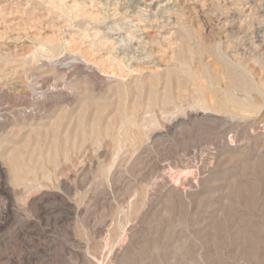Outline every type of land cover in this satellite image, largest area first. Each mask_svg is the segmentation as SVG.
Segmentation results:
<instances>
[{
	"label": "rangeland",
	"instance_id": "374dc122",
	"mask_svg": "<svg viewBox=\"0 0 264 264\" xmlns=\"http://www.w3.org/2000/svg\"><path fill=\"white\" fill-rule=\"evenodd\" d=\"M139 6L0 0V264H264V0H169L135 81Z\"/></svg>",
	"mask_w": 264,
	"mask_h": 264
},
{
	"label": "bare ground",
	"instance_id": "6f19581e",
	"mask_svg": "<svg viewBox=\"0 0 264 264\" xmlns=\"http://www.w3.org/2000/svg\"><path fill=\"white\" fill-rule=\"evenodd\" d=\"M168 5L169 0H141V6L137 8V15H134V18H131V20L135 21L134 25L136 26V33L131 36L127 48L121 46L119 42L114 40V38H111V32L109 30L102 31L103 36L110 37V39H107L106 41L104 40L103 42L110 45L114 56L126 64L129 69L128 71L131 75H133L135 81L141 80L144 76L147 78H155L158 75L157 73L162 71L163 73H166L169 78L173 69L178 66L180 68H183V64L178 65L176 67L165 66L161 71L159 69L161 61L159 59L155 60V58L153 57L151 49L153 41L145 40V37L143 36L149 28H153V30L156 31L157 34L160 32V30L156 29L157 24L154 23L151 17H154L158 13L163 12L168 7ZM143 14L145 15L144 17L142 16ZM157 36L161 39H166L169 38L170 35L165 36L158 34ZM181 47L182 45L179 46V51L181 50ZM158 50L159 49H157V51ZM129 52L131 55L128 54ZM183 63L186 62L184 61ZM165 100L166 98H162V101ZM136 104L137 101L132 104V109L135 108ZM118 112L120 118L123 119V122H125V120H127L128 123L131 122L130 120L133 117V110H131V112L129 113L130 115L127 116L123 115L121 111ZM81 133H83V131ZM83 134H85V132Z\"/></svg>",
	"mask_w": 264,
	"mask_h": 264
}]
</instances>
